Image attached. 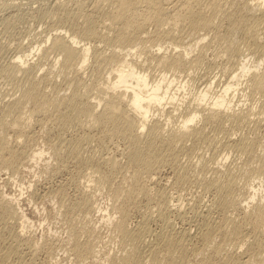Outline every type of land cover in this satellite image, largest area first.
<instances>
[{"label": "bare ground", "instance_id": "obj_1", "mask_svg": "<svg viewBox=\"0 0 264 264\" xmlns=\"http://www.w3.org/2000/svg\"><path fill=\"white\" fill-rule=\"evenodd\" d=\"M51 2L54 3H52L53 8L51 11L48 9L47 15L49 20L52 19V24L54 23V30L51 35H46L45 40L43 39L44 42L50 43H47L48 45L39 44V52L36 49L35 53L37 56L39 54L38 59L35 55H33L36 57L35 60L32 55V57L30 56L31 51L27 52L30 49L22 51L24 49L20 50L22 47L20 49L18 47L17 51L19 49L20 52L15 53L8 62H3L5 64L0 66V73L5 77H13L14 80L16 78L19 80L18 77L24 79V82L22 81L24 85L17 86L21 87L19 96H14L15 98L2 103L3 106L0 110V158L2 162L13 169L18 162L22 163L21 151H15L16 159L13 158L12 153L6 155L5 149L8 147L9 139L7 132L9 130L17 134L15 138H23L28 134L27 129L34 123L33 119L36 115L40 113L49 116L56 114V120L64 129L74 127L73 125L87 126L88 129L99 127L100 129H97L102 131L103 137L115 135L122 137L124 141L126 139L128 148L126 150L127 159L124 162L127 168H131L130 177L134 179L136 185L128 191L136 190L135 194L145 195L151 199L156 196L161 199V202L160 199L157 200L158 202L166 203L170 198L165 197L164 190H156L152 184L150 186L154 188H151L146 181L153 180L154 182L155 175L162 172L164 165H179L180 154H185L189 159H187L188 164L179 165L180 167L173 165L171 168L178 184L186 179L192 169H196L194 164L197 161L191 159V156L202 145L217 146V144H221L220 147L225 151L220 157L221 160L219 159V163L222 165L226 164L225 161L231 151H237L246 154V156L252 152L251 147L254 139L245 133L239 134L240 136L237 138L233 134H235V129L239 130L243 126L249 125L257 116L253 114L257 113L254 111V105H250L252 103L246 105L241 98H234L239 92H244L243 95L247 97L256 98L259 95L260 110H258V114H262L259 119L264 120V0H254L252 3L249 0H94L91 2V8H87L86 0H53ZM8 4L12 3L8 1ZM73 4H76L75 7H72ZM9 17L12 18V16ZM17 19H7L8 22H4L7 24L8 30ZM148 24L153 26L152 32H150V28H147ZM208 34H211V37L208 40L209 43L208 41L205 43L203 40ZM212 45L215 47L218 45L217 47L220 46V48H217L216 51ZM198 46H200L199 50L194 53L193 50ZM210 47L214 48L212 51L217 57L219 56L217 52L220 50L222 56L227 57L225 59L230 65L225 64L224 71L230 73L228 79L226 78V82L224 81L225 86L221 92L217 90L216 93H213V85L217 76L214 78L209 72L206 82L204 80V86L199 87L198 90L197 87L191 94L188 85L193 84L191 82L194 79L188 77L183 82L175 76H179V73H192L205 66L207 51ZM32 52L34 53V51ZM51 53L55 54L52 66L57 64L58 69L52 67L54 70L43 72L42 65L45 64L47 58L51 57ZM91 59H94L97 68L103 70L101 80L95 83L94 88H91L83 80V70L92 65H89ZM211 60L207 59V62H211ZM145 64L150 68L158 67L159 74L154 73L156 76L153 75L151 79L153 73L149 72L150 69ZM152 65L154 67H151ZM206 66L209 68L208 65ZM152 71L155 70L152 69ZM51 72L54 73L50 74ZM55 73L63 77L67 88H71L69 94L64 92L63 94L66 95H60L59 90L56 89L54 94L44 90L46 81L51 83L54 79H58L54 75ZM190 75L192 76V74ZM176 79L181 80L179 84H174ZM219 79L216 81H219L220 85L221 79ZM55 84L53 89L58 85V83ZM63 88L65 87L63 86ZM64 91L67 90L64 89ZM244 100L246 101V99ZM38 119L41 122L42 117ZM175 119L178 123L171 124ZM227 125L233 129L225 132L224 137L220 139L221 137L219 138L216 133L220 130L224 134L221 130L228 129ZM87 139L88 135L86 134L71 143L70 140L61 137L59 144L67 145L66 151L69 154L81 157L80 143ZM36 152L43 154V152ZM198 155L196 156L198 157ZM204 156L199 157L202 162H198L200 163L198 165L202 172L206 173L209 165L205 163ZM101 158V162L107 163L113 171L123 166V164L120 165V162L123 161L118 156L108 155L101 156ZM234 166L228 168L221 165L212 166V176H201L203 184L213 191L214 196L213 200L206 205L207 207L203 206L206 208L205 210H208L207 213L204 212L206 215L203 217V221H200V217V220H197L201 223L194 235L197 237L198 234L201 245L189 246V240L193 236L189 228H183V231L178 229L180 231H178V235L173 234L170 231L172 229L168 230L167 226L171 222H168L164 213L166 209H161L160 205L161 212L159 211L157 216L164 220L165 226L160 232L158 231V241L156 239L153 244H144L145 252L158 260L175 259L174 261H177L193 248V253L198 252L203 256L201 264H211L222 249L221 244L212 247L215 242L214 238L220 236L233 241L237 240L235 246H241L243 242H248L249 249L252 251H245L246 257L242 259L237 258L241 264H254L263 261L264 240L260 238L259 233L261 228H264V196L256 198L259 193L257 187L253 188L252 186L255 191L251 192L250 196L243 201L247 205L250 201L254 202L253 212L250 215L244 212L241 199L235 192L236 187L241 183V180L237 179L236 172H243L241 169L244 166L241 165L240 169L239 166L238 168ZM99 168V166L92 168L90 173L94 174ZM261 168L258 171L259 177L262 176L261 173L264 170ZM244 174L246 172L242 173L241 178L244 177ZM103 179L104 181L109 180L108 177ZM199 180L201 181L200 178ZM259 184L261 185V182ZM154 189L156 191H153ZM260 190H264V184L261 185ZM1 197L9 203L14 212H18L15 207V203L19 200L18 197L12 196L6 191L2 192ZM234 209L243 211L242 215L235 216V213V215L231 213ZM238 211L234 212L238 213ZM215 212L218 213L217 216L213 215ZM179 213H183V211ZM115 225L123 236L138 237L136 231L142 239H144V235L146 236V224L140 226L138 230H131L128 226L127 214H122L120 218H117ZM13 245L9 249H0V264H5L6 257L10 256V253L17 252L18 245ZM137 246L136 243L135 247ZM207 250H210V255H207L209 254ZM121 258L127 260L128 255L122 254Z\"/></svg>", "mask_w": 264, "mask_h": 264}, {"label": "rangeland", "instance_id": "obj_2", "mask_svg": "<svg viewBox=\"0 0 264 264\" xmlns=\"http://www.w3.org/2000/svg\"><path fill=\"white\" fill-rule=\"evenodd\" d=\"M8 1L12 4H8ZM51 1L53 0H0V42L2 43H0V47H2L0 66L8 62L15 53H19L20 47H22L20 50L24 49L22 51L30 49L29 51H27L28 53H30L31 51L30 56L35 55L38 59L39 54L37 56L35 52L38 50L39 44L44 45L50 43L48 41L44 42L43 39L45 40L46 37L51 35V32H53L54 30V23L52 24V19L50 18L49 20V16L47 15L48 9H50L51 11V9L53 8V2ZM86 1L88 4L87 8H91V2L94 0ZM249 2L252 3L254 2V0H249ZM1 4H3L4 6H2ZM73 5L72 7H75L76 4ZM2 7L4 8L2 9ZM9 8L10 10H7ZM4 9H6L7 11ZM9 16H12V18ZM13 16H16L18 19L16 17L14 18ZM7 19H17V21H14L15 23L13 22V24L9 27V30L6 24L8 22ZM147 28L151 29L150 32H152V30L154 29L150 24H148ZM210 37L211 34H208L203 42L207 43ZM186 40L188 39L186 38ZM27 46L28 48H26ZM217 46H213L214 48H216V51L217 48H220V46ZM18 47L19 49L17 51ZM211 47V50L209 49L207 51L208 54L206 55V65H208L209 68H206L207 66L205 65L199 68V70L196 69L198 73L196 70H194V73H179V76H175L179 77L181 80H183V82L186 81L188 77H192L191 79H194L192 80V82L190 81L193 84L188 85L190 86L189 90L191 94L195 92L197 87L198 90L199 87L201 88V86H204L206 77H208L209 74H211L214 78L215 76H217V78H215L216 80H218L219 77L222 80L221 81L219 79L221 82L220 85L219 81L215 80V83L213 85V93H216L217 90L218 92H221L223 87L225 86L224 83L226 82V78L228 79L230 73H225L224 71L225 64L227 66L230 65L227 64V57L225 55L222 56V51L220 49H218L220 51L217 52L220 57H217V55L213 54L214 52L212 50L214 48L212 49ZM196 48L193 50L194 53H197L200 46ZM32 51H34V53ZM51 54V57L49 56L50 58H47L46 62L44 61L45 64L43 63L42 65L41 70H43V72L50 71L51 69L54 70V68L58 69L57 64L56 66H52L55 61L53 60L55 59V54ZM35 56H33L34 60L36 59ZM210 56L212 60L210 59ZM50 59L53 61H51ZM207 59L211 60V62H207ZM90 61L91 62H89V65H92H87L89 67H86L87 69L85 68V70H83V80L86 84H89L91 88H94L95 83L101 80L103 70L96 67V62L94 61V59H91ZM145 65L148 66L147 64ZM151 67H154V65H152ZM148 68L150 69L149 72L153 73L151 74V79L153 78V75L156 76V74H159L158 67L155 66L154 68L156 69H154L148 66ZM152 69L155 71H152ZM220 71L223 72L221 73ZM53 73L54 72H51L50 74ZM185 74L187 75L185 76ZM188 74H192V76H189ZM1 75L2 74L0 73V110L3 106L2 103L4 104V102H6L7 100H11L12 98L19 96L21 87L24 85L22 84L24 82V79H20V77H18L19 80H17L16 78V82V80H14L15 78L12 79L13 77L8 78L3 74L4 76L2 75V78ZM54 75H56V78L58 79H54V82H51L49 80V82L51 83H48L46 81L45 84L48 87L44 84V88H46L44 90H47L46 92L54 94V91L56 89L59 90L58 93H60V95H66L63 94L64 92H68L67 94H69L71 88H67L68 86L62 79L63 77L60 75L59 77L56 73ZM182 78H184L185 80ZM180 79H176V82L174 81V84H179V81H181ZM11 82L14 84H12ZM217 82L218 84H216ZM54 84L57 86L53 89ZM14 85L16 87H21L16 88ZM63 86L65 88H63ZM13 88H16L17 90L19 88V90L17 91ZM64 89H66L67 91H64ZM11 90L15 91L16 93ZM243 94L244 92L237 93V96H235L234 99L241 98V100H243L246 105L252 103L250 105H254V111L257 113L253 115L257 116H253L255 118L249 125H245L242 129L239 130L235 129V134L233 135L237 138L241 134L245 133V135L248 134L252 139H254L253 146L251 147L252 152L246 156V154L237 151H231L230 156L225 161L226 164L223 163L222 165L221 163H219L221 160L220 157L225 153V151L220 147L221 144H217V146L202 145L201 148L199 147L200 150L198 149V153L196 152L197 154L194 153L195 155L193 154L191 156V159L197 161V164L194 161V165L196 166L202 162V160L200 161L199 157H202L205 154L204 161L205 163H208L207 165H209V167H207L206 173H203L199 165L197 167L193 165L196 169H192L190 171L191 173H188L189 177L187 176L188 178L186 177V179L181 182L182 184L184 183L183 185L180 182V184H178V182L175 181V177L173 176L172 172L173 169H171L173 168V165L180 167L179 165L182 166L184 164H188L187 159L189 158L186 157V155L183 153L180 154V160L178 162L179 165H164L162 172L155 175L154 182L153 180L149 179V181H146V183H149H147L149 186L151 184L152 186H155L156 190H164L163 192L165 194V197L170 199L172 198L171 200L168 199L169 203L168 201H166V203H160L161 199L156 196L153 197L151 193H149L151 197H156L155 199L152 198L153 200L145 195L135 194L136 190H134L133 192L128 191L129 189L136 187V185L134 179L130 177L131 168H127L124 162L127 159L126 150L128 148V142L126 139L124 141L122 137H117L115 135L103 137L101 135L102 131L99 130V127H92V129H88L87 126L78 127V125H73L74 127L64 129L62 128L60 122L56 120V114H52L51 116L45 114L46 117H44V113H40L35 116V118L33 119L34 123H32L30 128L27 129L28 134H26V136L24 137L22 136L23 138L20 137L21 140H19V137L15 138L17 134H15L14 131L9 130V133L7 132V137H9V139L8 147L5 149L6 155H11L12 153L13 158L16 159L17 154L15 151H21L22 154L20 157L22 158V161L21 159L20 161L22 163L20 162L21 164H19L18 162L13 169L6 163L2 162V159L0 158V249H9L13 244L18 245L19 248H17V252H14L15 255L14 253H10L11 255L6 257L5 264L203 263V256L198 252L193 253V248L192 250L190 248L191 246L197 247L198 245H201L198 234L197 237L194 234L197 231L196 229H198V225L203 221V217H205L208 211L205 210V207H207L206 205L209 204V202H211L214 198L213 191L208 189L206 185L203 184L204 182H202L201 176H212V166L215 167L217 165H221L225 168V166L227 167V165H229L228 167H233L236 164V168H238L239 166V169L244 166L241 169L244 173L246 172V174H244V177L241 178V175L243 173L242 171V173L240 171L236 172L237 179L239 178V181L241 180V183L238 184L235 192L238 195V198L241 199V202L244 206L243 211L249 215L253 212L254 202L250 201L249 205H247L243 200H246V198L250 196L251 192L255 191L253 190L255 186L257 187V192L259 193L258 195H256L258 196L256 198H259V196L261 195L264 196V190L259 191L261 185L264 184V174H262L264 173V170H262L264 169V120L259 119L260 116H262V114H258V110H260V102L258 99L259 95L256 96L257 99L255 97L249 96L252 98L251 99ZM244 99H246V101ZM253 102H255L256 105L253 104ZM40 116L42 117L41 122L38 121L40 120L38 118H41ZM172 122L171 124L178 123L176 119ZM227 128L229 130H221L224 134H222L220 130L217 131L218 133L216 134L219 136V138L221 137L220 139L224 137L225 132L233 129V127H229V125H227ZM86 134L88 135V139L80 143L82 152L81 157L69 154L66 151L67 145L64 146L59 144V140L61 137L66 138L70 140L71 143H73L76 142L77 139H79L81 136H86ZM36 151L43 152V154H37ZM216 154L219 156V158ZM22 155L24 158L26 157L25 160ZM108 155L118 156V158L124 162H120V165L123 164V166L113 171L107 163L101 162V156ZM196 155H198V157ZM39 156L41 157L39 158ZM182 161L185 162L183 163ZM97 166L100 167L99 170L94 174H91L90 171L92 170V168H96ZM209 168L210 170L208 171ZM260 168L262 170V176L259 177L258 171H260ZM104 177H108L109 180L104 181ZM199 178L201 179V181L199 180ZM260 182L261 185L259 184ZM155 189L153 191H156ZM3 191H6V193L19 198V200L15 203V207L17 208L18 212H14L9 203H7L1 197ZM157 200H159L160 202H158ZM199 200L200 202H198ZM160 205L162 206L161 209H166L164 213L167 216L168 222H171L167 226L168 230L172 229L170 231H172L173 234L178 235L180 231L184 230L183 228H189L191 230V233L193 234L191 240H189V248L191 251L184 254L181 259L177 261H174L175 259L158 260L152 257V255L145 252V245L151 243L153 244L154 242L158 241L157 234H159L161 229H163L165 226L164 220L161 219L160 216H157L160 211ZM184 209L186 210L184 211ZM235 210L238 211V209H234L231 211V213H235V216L238 215L237 217H240L243 211L239 210L237 213L234 212ZM182 211L183 213H179ZM122 214H127V222L131 230H138L140 226L146 224L147 232L146 236H143L144 239H142L137 231L136 235H138V237L135 238L134 236L131 238L123 236L122 233L118 231L117 226L115 225V220L117 218H120ZM213 215L217 216L218 213L215 212V214ZM199 217L201 220L199 219ZM197 220H200L201 222H197ZM160 225L163 226L161 227ZM259 234L261 235L260 238L264 240V228H261V232ZM214 239L215 242L212 244V247H215L217 244H221L222 249L220 251V254L217 256V258L213 259L214 261L211 264H241V262L237 261V258L242 259L246 257L245 251H252V249H249L250 245L248 244V242H243L241 246H235L237 245V240L233 241L230 238H222L220 236ZM136 243L138 244L137 247H135ZM232 243H234V245H232ZM209 251L207 250L208 253ZM262 252L264 254V245ZM122 254L128 255L127 260H123L121 258ZM207 255H210V253ZM254 264H264V260L255 262Z\"/></svg>", "mask_w": 264, "mask_h": 264}]
</instances>
